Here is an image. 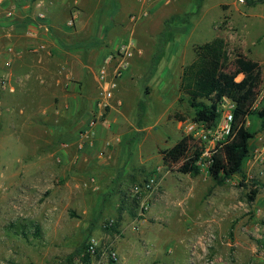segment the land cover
<instances>
[{
    "label": "rangeland",
    "instance_id": "374dc122",
    "mask_svg": "<svg viewBox=\"0 0 264 264\" xmlns=\"http://www.w3.org/2000/svg\"><path fill=\"white\" fill-rule=\"evenodd\" d=\"M32 1L40 4L39 10L45 11L47 16L49 14L43 5L53 8L58 2ZM105 1L108 2L103 5ZM259 1L121 0L120 3L119 0H81V4L76 7L71 1L65 11L59 13L57 22L52 23L54 28L50 24V32L62 43L63 49L57 56L56 53L51 57L47 55L50 58L47 64L51 67V80L41 79L37 74L27 77L29 73L25 71V65L31 58H27L25 52L20 51L27 45L23 41L25 36L15 38L14 47L21 54V58L15 59L9 67L5 66L7 46L4 42L1 44L0 77H9V74H12L11 84L16 87L13 93L0 90V136L9 139V142L3 145L5 149H0V179L1 175L6 177L8 174H26L31 178L24 184L9 183L6 180L0 182V264H73L89 235H97L104 242V235L114 232L112 228H102L104 223L112 220L108 213L114 206L113 192L120 194L121 190H127L128 181L133 182V179L126 180V177L133 175L134 168L141 167L140 161H145L143 167L147 169H142L145 173H141V178L152 175L158 168L154 163L158 160L155 157V148H152L154 142L159 141L160 151L174 145L185 137L186 125L198 123L200 117L194 105L211 107L208 99L192 100L180 89L183 69L194 60V49L197 45L216 37L226 42L229 61L221 72L227 80L231 79L235 84L244 79L242 73L234 74L237 55H241L245 60L263 61L260 65L259 85L250 89V92L255 99L263 93V99L257 109L264 107V23L248 21L253 16L264 15V3ZM27 2L28 0H6V6H0V18L3 20H7L4 10H14L13 22H7L14 31L25 25L22 20V6ZM72 8L79 12L73 27L69 28L67 22ZM142 11H146L145 17L141 15ZM32 15L34 14L31 13ZM132 16L136 17L134 22L131 21ZM14 31L13 34L16 33ZM130 39L136 47L134 57L118 80L113 100L110 102L113 108L107 109L106 113L104 111L103 117L109 120L120 117L123 130L129 126L136 130L122 143L110 146L111 149L103 147L100 142L98 145L96 135H92V146L87 148L90 150L87 156L92 161V167L94 166L88 170V177L96 174L99 176L108 168L118 167L114 172L118 175V183L123 185L116 184L110 191L100 188L105 183L104 176H100L97 180L98 190L94 191L93 187L83 186L85 179L80 178V171L77 172L73 167L66 168L65 171L66 175L72 176L64 178L62 176L65 174L61 173V176L53 175L46 182L34 181L32 176L37 169L33 163L47 152L46 141L54 146L59 138L55 131H62L64 135L72 132V128L75 129L76 113L67 114L70 105L62 103L60 97L64 94L74 96L69 82L76 81L78 70L74 66V60L68 59L73 62L72 67L75 69L68 68L58 74L61 67L59 65H63L64 60H61L62 51L68 52L73 44L88 45L95 41V50L105 48L108 56L114 59L120 45ZM59 78L61 82L57 84ZM82 79L80 93L85 96L87 78L84 76ZM89 80V112H93L100 95L90 73ZM227 80L221 81L210 96V99L217 100L218 116L224 99H229L223 94L228 85ZM69 101L71 102V98ZM82 103L83 101L78 102L79 106L84 108L85 102ZM102 119L99 122H102ZM108 125L104 122L102 126L106 133ZM245 127L253 133V138L243 171L221 185L209 179L203 191V194L207 195L206 206L214 208L213 195L223 194L232 196L225 206L239 204L246 209L249 190L264 191V173L248 180L245 176V168L249 167L247 159L264 147V120L249 116L246 118ZM81 128L79 125L78 129ZM94 130L96 131V128ZM175 133L176 136H173ZM82 149H79L78 155H86L81 153ZM98 154H103L102 158L97 157ZM257 164L264 166V160L256 162ZM150 165L153 166L152 169ZM178 173L177 169L169 173L162 170L159 176ZM59 199L62 200L60 203ZM182 207L187 206L183 203ZM193 209V206L189 207L191 213L186 216H155L148 219L147 223L154 226L146 231L143 240L150 242L149 246L157 249L160 259L158 264H189L191 252L186 250V242L180 245L178 241L191 233L196 234L193 238L195 239L208 225H211L214 239L205 246L198 247L195 252V256H198L196 264H263L260 259L264 245L255 240L251 231L244 229L253 220V215L248 216L250 213L243 212L239 218L246 225L237 233L238 239L244 243L238 245L229 214L215 216L211 214V209L195 214ZM259 222L262 227L261 221ZM171 223L175 225L174 228L166 226ZM125 239L126 242H137L136 248L140 249L143 255V245L138 243L135 236L127 235ZM121 263L124 262L121 260ZM127 264H137V261L133 258Z\"/></svg>",
    "mask_w": 264,
    "mask_h": 264
},
{
    "label": "crops",
    "instance_id": "0c3cea01",
    "mask_svg": "<svg viewBox=\"0 0 264 264\" xmlns=\"http://www.w3.org/2000/svg\"><path fill=\"white\" fill-rule=\"evenodd\" d=\"M71 1L75 5L74 7H76L77 4H81V0H58V2L53 5L54 6L53 8H50L51 6H46L45 4L43 5V8L47 10L49 14L48 19L49 22L51 21L49 24L57 22V19H59V13L65 11V9L67 8V6ZM119 1L121 3V0ZM107 2L108 1H105L103 5L107 4ZM39 7L40 4H36L32 0H28V2L22 6V9L24 11V15H22V20H26L27 18H29L31 16V13L35 14L34 11H38ZM78 12L79 11L76 8H72V10L69 12V19L71 17H74V23L78 18V14H77ZM248 21H250L249 23H256V21H258L263 24L264 15L253 16L252 19L250 18ZM7 22L8 20L5 19L3 20L0 18V46L3 42L6 44L5 46L8 45L14 46L16 44L15 38L24 37L26 26L28 25L27 24L24 26L22 25L19 26L18 29L15 30L16 33L13 34L14 28L13 27L10 28ZM24 38L25 39L23 41L27 45L22 48L23 50H20L19 48L18 49L22 52L24 51L26 54L25 56L27 58L28 57L29 59L31 58L30 62H27V65H25L26 66L25 71L29 73V76L27 77L30 78L32 77V75L35 74L34 76H36L37 74L41 79L44 78L51 80V78L49 77V74L51 73V69H50L51 67L47 63L50 61L49 57H51V55L54 56V54L56 53L55 56H57L58 52L60 53V50H63L61 46L62 43L59 40H57L51 32L48 35H41L39 37L40 38L39 42L40 40H43V42L46 43L47 47L51 51V55L48 57L46 54L42 52L36 54H31L30 52H28L27 47L31 44L35 45L38 41L31 40L26 37ZM94 46H95V41L91 42V44L88 45L73 44V46L68 50V52L62 51L63 58H61V60L63 59L64 60L62 61L63 65H59L61 67L58 70V74L62 73L63 71L65 72V70H68V68L69 69L71 68V70L74 68L72 67L73 62H69V60L70 61L74 60V66L78 70V78L76 79V81H74L73 83L69 82L71 86L70 88L71 90H73L72 93L74 96L69 97L67 94H64L60 97L62 103L65 102L68 105H70V109L66 113L69 115L76 113L77 117L75 116L76 122L74 124L75 129L72 128V130H70L72 132H67V134L64 135H62L63 133L62 131L54 130L55 133L57 134L56 136L59 137L58 142L53 146L52 144H50V142L46 141L45 144H47V147L45 149H47L46 150L47 152L42 157H40L37 162L33 163L34 164L33 166H35L37 169V171L34 172L35 175L32 176L34 181L37 180L39 182H46L53 175L61 176V173L65 174L62 176L64 178L66 176H72V174L66 175L65 171L66 168L73 167L77 170V172L80 171V173L78 174L80 175V178L85 179V181L82 182L83 186L84 187L88 186L89 188L93 187L92 190L94 191L98 190L97 180L99 179L100 176L101 177L104 176L105 178V183H103L102 187L100 188H104L110 191L116 187V184H120L118 183L119 182V178H117L118 175L116 172H114L117 171L116 168L118 167L108 168L106 172L101 173V175L99 176L98 174H96V176L90 178L88 177V174L90 173L88 172V170L90 168H93L94 166L92 167V161L88 157L90 154L89 152L90 150L87 149L88 147H86V145H82V143H80V133L83 132L84 129H86V124L97 110V106L96 107L94 106L93 112H89V108H90L89 101L91 100V98L89 97L91 91L88 90V88H91L89 73L92 76L93 82L95 83V85H97L95 81L96 73L102 66L108 65V62H110V59H112L108 56V51L105 50V48L103 50L100 49L95 50ZM83 55H86V57L84 58ZM252 61L257 62L259 65L263 64L262 63L263 61L259 62L256 59ZM57 62H61V61L57 60ZM59 66L57 65V67ZM84 76L87 78V82H86L87 90L86 92H84L85 96H83V94L80 93L81 91L80 83L83 80L82 78H84ZM11 78H12V74H9L10 82H11ZM41 81L43 82V80ZM60 82H61V78H59V80L56 81L57 84H60ZM70 98H71V102L69 101ZM78 98L79 101L81 102L83 101V103L85 102V105H83L84 108H81L79 106ZM81 99H85V100H81ZM112 108L113 106L111 105L110 108L107 109L109 110ZM107 109L105 110V113ZM103 118L104 119H102V122H98V124L96 125L95 127L96 131L94 130V136L96 135L95 139L97 141V144L99 145L100 142L101 144H103L102 145L103 147H110V146H114V144L122 143L125 138L133 134L134 130H136L134 127L130 128V126L124 128L123 130L121 123L122 120L120 117L110 118V120L109 118L108 119H105V117ZM104 122L109 124L108 133H106L105 130L103 129L104 127H102ZM79 125L82 127L81 129H78ZM173 136H176V133ZM7 142H9V139H4L3 137L0 136V149L4 150L5 147H3V145H5V143L7 144ZM158 142L159 141L154 142L152 148L153 147L155 148V152L157 153L155 157L158 158V160L155 161L154 163L156 164L157 167L161 165L160 166L161 168L164 165L162 161V152L165 149L167 150L171 148L173 145L168 148L161 149L160 151L159 150L160 146L158 145ZM81 145L84 146L82 147L83 149L81 153H84L86 155H81V154L78 155L79 146ZM102 155L103 154H98L97 157L102 158ZM144 163L145 161H140L139 164L141 167L134 168L133 175H127L126 180L133 179V182L128 181L129 186L127 190L126 191L121 190L120 194H115L117 192L115 193L113 192L112 195L113 196L112 199H114L112 204H114V206H112V208L109 209L108 214L109 217H111V219L113 220V226L111 228L114 230V232L112 234H105L104 235L105 237L103 239L104 242L103 241L102 242L106 245H111L113 249L116 251L118 256L117 264H127V262L133 258L137 261V264H158L160 262L159 255L157 254L156 251L157 249L154 246H149L151 245L150 242L148 241L144 242L143 240L145 238L146 231H148L149 229L152 228V226H154L152 224L147 223L149 218H153L155 216H160L162 218L175 216V215L186 216L189 213H191L189 211V207L192 206L193 208H195L193 209V213L195 214L199 212L201 213V211L205 212L208 209L212 208V206L210 205L206 206L207 195L203 194V191L206 188L207 181L209 179L211 180L209 175L200 173L199 171L193 174H183L179 172L178 174L160 177V188L158 192L159 194L152 198V200L150 201L149 209L144 214V216L137 217L138 204L134 199L130 197L129 190L133 185L142 183L146 179V178L145 179L141 178V173L143 172L142 169H144L143 167ZM250 166L251 168L249 169ZM250 166L249 167L247 166L245 168V171L247 169V172H245V176L247 180L249 179V177L252 176L263 175L264 173L263 165H259V164L256 165V163L252 162ZM150 167L151 169L153 168L152 165H150ZM111 169H115V170H111ZM29 170L30 169H28L27 172H29ZM144 170L146 171L147 169ZM15 176L16 175L14 174H8L6 177L1 175L0 182L6 180V182L9 183L17 182L24 184L25 182L29 181L28 179L31 178L30 175H26V174L22 176L21 175L20 176L18 175L16 177ZM120 185L122 186L123 184L121 183ZM200 193L203 195L201 196L198 195ZM213 197H215V200L213 202L215 207L211 209L213 210L211 214H214L215 216H219V215L224 216L227 214L230 215L232 222L231 225H233L232 230L233 232L235 231L236 233L235 236L236 237L235 240L237 241L236 244L241 245L243 243L238 239L239 237L237 236V233L239 232V230H241L242 226L246 225V223H243L244 221L240 220L239 218L243 215V212H247L250 213L248 216L253 215L254 218L248 226L246 225L244 227V229L251 231L256 238L255 240L259 244L264 245V191L258 192L255 199L251 203L247 204L246 209H244L239 204L238 205L232 204L225 206L227 202L232 199V196L230 195L214 194ZM61 201L62 200L59 199L58 203H60ZM183 203L187 206L185 207L186 209L182 207ZM169 219L170 218H168V220ZM258 221H261L262 227L259 225L260 222L258 223ZM104 225L105 223L102 225V228L107 229L104 227ZM166 226L167 227L171 226L172 228L175 227L173 223ZM127 235L135 236V239L138 241V243H141L143 245V250H144L143 255L141 253V250L136 248L137 242L136 243L130 241L126 242L127 239L125 238L127 237ZM195 235H196L195 233H191L189 236L183 237L181 241H178V243L182 245L183 243L185 244L186 242L185 244L186 250H189V243L194 238ZM89 236H95L97 238H100L97 235H89ZM196 258H198V256H195V253L192 254L190 253V259L188 263L196 264L195 263ZM121 260L124 263H121ZM260 261L262 260L260 259Z\"/></svg>",
    "mask_w": 264,
    "mask_h": 264
},
{
    "label": "built area",
    "instance_id": "2783aa9c",
    "mask_svg": "<svg viewBox=\"0 0 264 264\" xmlns=\"http://www.w3.org/2000/svg\"><path fill=\"white\" fill-rule=\"evenodd\" d=\"M150 0H146L149 2ZM242 1V0H238ZM145 2V3H146ZM6 6V0H0V6ZM3 6V7H5ZM41 8V7H40ZM5 18L8 22H13L15 12L13 9L4 10ZM141 15L146 16V11H142ZM29 24L26 26L25 37L31 40H37L35 45L28 48V52L31 54L44 53L51 55L50 49L47 47L43 40H40L41 35H48L50 33L49 19L45 11L38 10L34 15L29 17ZM136 20L135 16L131 17V21ZM74 25V17H71L67 26L72 28ZM12 28V26L10 27ZM136 47L134 42L130 39L123 43L119 47V51L116 57L108 65L102 66L95 75V81L97 89L99 90L100 97L97 100V110L91 119L86 124V129L80 133V143L90 148L92 146L91 136L94 135V128L98 122L103 118L104 111L110 108V102L113 100L114 91L117 88L118 80L121 78L122 73L128 68L130 60L134 57ZM5 53L7 59L5 66L9 67L15 59H20L21 54L17 52L12 45L6 47ZM0 90L8 93H13L15 88L11 84L9 77H0ZM263 93L255 99L250 111L257 109L261 103ZM235 109V103L230 99H224V105L219 110V118L214 126L207 127L205 123H189L185 126V137L190 140L188 144L195 148H200L201 151L194 161V165L197 167L200 173L208 174V170L212 165V157L216 153L217 149L223 144L227 143L232 138V123H233V111ZM86 140L87 142H82ZM193 143V144H191ZM79 146L81 149L83 146ZM264 160V147L260 151H255L252 156L247 159L249 166L251 163ZM179 166L178 164L163 165L158 167L152 175L146 178L142 183L133 185L129 194L138 204L137 217H143L148 211L150 201L153 197L157 196L160 188V176L159 173L165 170V173L172 172ZM251 166L249 167V169ZM252 177H249L251 179ZM229 182V181H227ZM233 184V183H232ZM212 222L213 220L210 219ZM211 223V222H210ZM113 226V221L105 223L104 227L110 229ZM214 239V235L211 231V225H208L205 230L195 239H192L189 243V250L191 253H195L198 247H203L207 242H211ZM261 260L264 264V251L261 253ZM118 256L116 251L111 245H106L100 238L95 236H88L84 242V251L74 261L73 264H117Z\"/></svg>",
    "mask_w": 264,
    "mask_h": 264
},
{
    "label": "trees",
    "instance_id": "16d2710c",
    "mask_svg": "<svg viewBox=\"0 0 264 264\" xmlns=\"http://www.w3.org/2000/svg\"><path fill=\"white\" fill-rule=\"evenodd\" d=\"M263 2L264 0H260ZM25 25L29 24L26 19ZM195 58L192 63L183 69L180 81V89L189 96L190 99H208L211 107L194 105L199 113L198 122L205 123L207 127H212L217 122L219 116L216 113L217 100L210 99V96L218 88L221 81L227 80L221 70L226 67L229 61L226 42L216 37L210 42L196 46L194 49ZM236 71L234 74L242 73L244 79L241 83L235 84L231 79L227 80V87L224 95L235 103L233 111L232 138L227 143L217 149L212 157V165L208 170V175L213 182L221 185L229 181L234 175L240 174L244 162L249 154L250 141L253 133L245 127L246 118L256 116L264 120V107L250 111L255 101V96L250 89L259 85L261 66L254 61L245 60L241 55H237ZM235 62V60H234ZM188 137L181 138L171 148L162 152L164 165L178 164V172L183 174L197 173L199 170L194 165L200 148H191L188 144ZM258 193L257 189H250L247 194V201L251 203ZM84 251V243L79 251V255ZM78 255V256H79ZM71 263V261H69Z\"/></svg>",
    "mask_w": 264,
    "mask_h": 264
}]
</instances>
